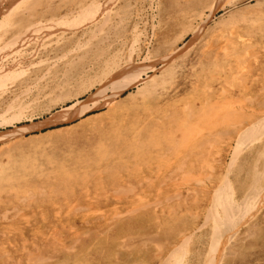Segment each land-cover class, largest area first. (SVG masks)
Here are the masks:
<instances>
[{
	"label": "rangeland",
	"instance_id": "obj_1",
	"mask_svg": "<svg viewBox=\"0 0 264 264\" xmlns=\"http://www.w3.org/2000/svg\"><path fill=\"white\" fill-rule=\"evenodd\" d=\"M136 1L137 2H135V0H127V2H129V7H131V8H129L131 13L129 12L128 8L127 9L125 8V10H124L126 12L125 13L124 11H121V9H120L121 7H119V5H121L123 7V4L125 5L126 1L125 0H123V1L122 0H116V3L113 5V9L116 10L118 8V11L120 10L119 13H122V16H123V14H125L123 17H126L127 19H126V21H124V23L122 25L116 26V24H115L113 27H110L109 29L111 30L110 31L111 33L110 32L108 33L109 36L107 34H106L107 36H105L104 32H102L101 30L99 31L98 28L97 29L95 27L93 28L92 25L91 26L89 25L90 27L84 25L86 28L83 27L80 29H76V28L71 29L68 27L67 28L65 27V29H63V28L57 29L55 31V34H53V36H50L47 40V41H51L50 47H52V49L55 51L56 54L58 53L57 50L60 51V53H61V52H63L64 49H69V48H70L69 50L71 52L69 54H67L63 59V57H61L60 55L56 56L55 53H54L55 54V56H54L53 52L51 53L49 51V48L46 47L45 49H43V53L39 54V56L41 55V57H40L41 60L38 61L37 59H33L31 61H24L25 63H27V66L29 63H31V66H29V73L27 74L26 78H24V75L22 77L16 76V81L14 80L11 83L9 81H7V83L4 86L5 90H3V89H2L3 91L0 90V113L2 111L4 113V112H6L7 109L12 107L13 109L11 110L12 113L10 112L11 114H14V113L17 114V112H18L19 115H22L20 118L21 120H19V121H14L12 123L10 122V123L0 124V180H1L0 181L1 182L0 183L1 184L0 185V189H1L0 190V201H1V203H0V231H1L0 232V244L2 243L1 247H0V260H1L0 264H11V263L12 264H83V263L86 264V261H88L87 264H172V263H169L167 261L168 260L167 258L169 257V255L171 253L173 256H175L177 258L183 259L180 261L181 263L194 264L197 260L200 261V259L205 255L204 254L206 252L205 247L208 248L207 242L209 240V238H208V232H209L208 228L209 227L205 226L202 228L199 226H201L202 223L204 222L203 221L205 218L204 215H207L206 209H204V207H206V205L208 204L206 202L207 196L204 193L202 194L199 190H197V191L193 190V188L195 187L194 181H192L193 183H191V182L187 183L186 184L187 186L180 184L181 173H180V175L175 176L176 179H179V184H180L179 189L177 190L173 183L168 184V182L166 183L165 181L161 180V177L163 175L161 174L160 171L162 170L164 172V176H165V174H166L165 171L168 168H171L172 166H174V164L175 165L176 164L181 165L184 161L185 162L183 163V165L187 169H189V166H191L192 164L194 165V163L196 164L195 166L200 167L203 163H205V161H204L205 159L207 162L209 161L213 166H216V165H218V163H220L225 167V165L229 163L230 158L233 154V148L236 145L233 142V139H231L230 140L231 146H230L229 150L226 151V148L228 146L226 144V142H227L229 137L226 138L224 136H221L218 138L220 140L215 139L217 142L216 143L217 147L215 146L216 148L212 151L211 156L208 155V151L210 150V144H211V142L208 139L211 135H206L204 132L201 131V129L210 125L211 123L215 124V122H216L215 119L211 118L210 114L205 109L203 110V106L205 105V103L208 100H209L208 101L209 104H211L212 102H215V103L218 102L219 103V101H221L226 95V97H229V98L231 97L233 99V101H236V100L237 101L240 100V102L242 101L243 102L242 105H244V106L240 105L242 108L240 106H238L237 110H236L237 111L236 113L238 114L240 120H242L241 116L246 115V114L248 115L249 113L252 114V112H250L251 110L253 112L254 111L257 112L258 110L259 111L262 110V108H261L262 104L264 105V99H263L264 98V81L262 80V79H264V42H263L264 41V0H230L231 2H233V4L227 6L226 9L220 10L218 12V14H216L214 16V18L206 20L205 24H203V30L202 29H201L202 31L198 30L197 34H194L192 32L194 28H197L196 23L193 24V26H191V28L190 27L184 28L182 26V24L180 22V19H181L180 17L182 14L181 8L178 6L177 7H175V6L171 7V5L168 6L170 4L169 3L170 0H152V1L151 0H136ZM154 4H155V6H154ZM205 10H206L205 16H207L208 8H206ZM135 11H137V12H135ZM156 11H157V13H156ZM138 12H140V13H138ZM149 12H150V14H149ZM146 13H147V15H146ZM110 16H113L114 19L117 18L113 14H111ZM109 19H110V17H109ZM112 19L113 18L111 17V21L116 22L115 20H112ZM111 21H108L107 23L110 24ZM144 21H145V24H143ZM135 22H138V23H135ZM150 22L153 24V26L150 25L151 24ZM256 22H258V23H256ZM136 24H139V25H136ZM134 25H136L137 28ZM142 27H143V29H141ZM87 28L92 30V31H89ZM257 28L259 29L260 32L258 31ZM119 29H120V31H119ZM70 31H71V33H70ZM73 31H75V33ZM85 31H86V33H85ZM95 31H99L100 33L99 32L97 33ZM59 32H61V33H59ZM63 33H65V34H63ZM73 33L75 35L74 37H73ZM90 33H94V35L90 36ZM101 33H103V34H101ZM121 33L123 34V37L121 36ZM222 33H223V36H222ZM69 34L71 37V41L74 42L75 44L72 43L71 41H69L70 40L69 36H67ZM87 34L89 35V37ZM100 34L103 35V36H101L102 39L104 37L108 38V39H105L106 41L103 39V42H101L100 41L101 40ZM57 35L59 36L60 40H61L60 37L63 38L61 40V42L57 40L58 39ZM76 36H77V39H75ZM78 36H79V38H78ZM66 37H68L67 42H66ZM87 37H88V39H90L89 41H91L94 38H96V40H97V37H98V39H99L98 42H100V43H98L99 45L98 46L96 45L97 41L94 39L91 41L92 44L95 42V44H93V46H92L91 42L87 41V39H86ZM191 37H194L193 40H190ZM50 38L52 40L54 38L55 39L52 42V40ZM137 38L139 41H137ZM78 39H79V41H78ZM140 39H141V41H140ZM76 40H77V42H76ZM68 41H69V45H68ZM167 41H170L172 43L171 46H173L172 48H173V51L176 52L175 53L176 55L174 54V57L172 56L171 60L169 61V62H171L172 67L174 68V72L170 75H167L165 73L164 74L165 76H164L162 74V71H160V68H162V62H161L160 57H159L160 55H158V54H162V55L167 54L168 51L166 48L168 47V45H170L169 42L166 43ZM249 41H251L252 44ZM55 42H59L57 44V46H56ZM80 42H82V43H80ZM130 43L133 45H131ZM186 43L189 44L188 47H187V45L184 46V44H186ZM31 44L32 43H30V41H28L27 45H25L23 48H27L28 45H30L32 47L33 44L32 45ZM88 44H89V46H88ZM107 44H109V45L111 44L110 45L111 47H109ZM77 45H78V47L76 48ZM94 45H95V48H94ZM101 45H105V48H107L106 46H108L107 53L109 51L111 56L114 53H117L121 50L119 53H117V55H118L116 58L117 61L121 59L122 64L132 63L133 67H136L137 70H142L143 68H145V72L144 73L141 72V74L138 77L134 78V82H135L134 84L135 85L129 86L128 89H126L122 93V95H117L116 100L114 101V103H117V105L114 106V109L111 106L105 105L103 102L104 100H102L103 99L102 97L101 98L95 97L86 103L85 106L87 108H86L85 112H87V113H85L84 115L80 114L81 116L78 117V119L76 118V119L71 120V121H59V123H54L55 125L54 124H51V125L50 124H44V119L46 120V118L48 116H50L53 111L55 112L57 110H61L62 107L66 108V107L72 106L68 109L70 111V113H74L76 110H77L76 112L79 113L82 105L78 104L77 103L78 101L86 100V98L88 97L89 94L96 93L95 90L101 89V88L104 89V93H105L104 95L109 96L112 94V89H111L112 86H111V84H106V83H102V82L100 84L98 82H96V83H98V85H97L93 81V83H92L93 85H90L92 87H90V86L85 87L86 90H88V91H86L84 89L80 93H74L73 94V92L76 90L75 86H77L76 85L77 82L75 80H72L71 82L69 81L67 84H64L63 86H57L58 88L57 87L53 88L54 84L56 85V81H57V83H61L60 79L63 81L64 72L62 73V77L60 74L61 72L58 73V74H60L59 75L60 77H57L56 79L52 78L53 73H51V71L49 73L45 74V77H43L41 72H38L39 74H37V73L35 74V72H34L35 66L37 68V69L36 68L35 69L38 70L39 67L41 69V65L44 66L43 63H45V64L47 63V65H48V63L50 62L49 65L52 67L58 65L59 67H56V69H59V70H62L65 68L67 69L68 67H70V68H68L71 70L70 75H75L76 77L78 75V79L79 78L80 79L87 78V77H89V74L91 75L92 73L93 74L95 73L94 71H95L97 65L100 64L99 60L96 61L97 64L94 63L96 58H97V55H95L94 53H95V49L97 52V48L100 47ZM129 45H131V46L129 47ZM180 45H182V46H180ZM30 46H28V47L30 48ZM73 46H75V47H73ZM138 46H139V48H138ZM249 46H255L256 50L252 53H246L245 49ZM79 48H83V49H79ZM85 48H86V50L84 51ZM88 48H90L91 50H89ZM117 48H118V50H117ZM180 48H182V49L178 51V49H180ZM72 49H74L75 52ZM92 49H93L94 53H93ZM130 49H131V52H129ZM175 49H177V50H175ZM78 50H80V52L82 50V54L84 52H88V54L85 57H83L84 55L82 56L81 53L79 54ZM127 50H129V51H127ZM148 50L154 56V59L153 58H152V60L149 59V61L144 60V57H145ZM77 51H78V54H76ZM180 51H181V53H179ZM48 52H50V53H48ZM73 53H75V54H73ZM107 53H105V55ZM52 54L56 58H54L53 56L51 58ZM72 54H73V56H72ZM119 54H120V56H119ZM127 54L129 55V57L128 56L126 57ZM69 55L71 56V58L69 57ZM77 55L78 56L81 55V57H77ZM105 55H103V56L101 55V57L103 58V57H105ZM89 56H93V57H89ZM95 56H96V58H95ZM43 57H45V58H43ZM98 57H100V56H98ZM49 58H51V59H49ZM72 58L75 60L76 65L74 63V60H72ZM80 58H82V59H80ZM90 58H92V59H90ZM102 58H99V59H102ZM53 59H55V60H53ZM76 59H78V61H76ZM93 59H95V60L92 61ZM104 59L106 60V57ZM42 60H44V61H42ZM88 60H89V63H88ZM116 60L113 62L114 64H112V65L116 66L115 65V63L117 64ZM58 61L60 63H58ZM62 61H63V63H62ZM32 62L34 64H32ZM53 62H55V63H53ZM141 62H142V64L140 65ZM146 62H148V63H146ZM51 63H53V64L51 65ZM150 63H152V64H150ZM61 64H63V65H61ZM70 64H71V66H70ZM134 64H135V66H134ZM80 65H82L83 67L82 66L80 67ZM77 66H78V68H77ZM148 66L156 67V73L154 74V72H152V70L149 69ZM242 67L244 68L245 72H244ZM247 67H248V71H247ZM31 68L33 69V71L31 70ZM90 68L92 71L91 70L87 71ZM221 69H223L225 71H222ZM255 70L257 71L256 74L259 73L258 77L257 78L255 76H253L252 78L249 77L251 74L250 71L254 72ZM33 72H34L35 76H34V74H32ZM81 72H82V74H81ZM240 73H242V74L244 73V74L242 75ZM50 74H51V77L49 76ZM225 74H226V76H225ZM149 76L153 77L154 80L157 81L153 85L155 87L153 88V86L150 84L149 86L146 87V91L140 90L138 92V89H140V87H142V85H141L142 82L144 80H146V78H148ZM37 77L38 78L41 77L42 79L41 78L38 79ZM43 78H45V79H43ZM48 78H50V79H48ZM223 79H225V80H223ZM251 79L253 80V82H252L253 84H251ZM23 80H24V82H23ZM238 80H240V82ZM51 81H53V82H51ZM25 82H26V85L28 83L32 84V85L27 86V87H30V89L28 91H26L27 93H25V89H24ZM36 82H37V85L39 84L38 86H39L40 90L38 92L36 91V89L34 87L35 86L34 84ZM231 83L234 85H232ZM239 83L242 87L239 85ZM250 84L252 85V88H251ZM199 85H201L202 87L201 86L199 87ZM70 86H72L73 91L71 90ZM150 86H152L151 88H153V89L149 88ZM228 86H229V88H228ZM211 87H213V88H211ZM224 87L227 89H225ZM12 88L16 89L15 93L10 91V89H12ZM22 88L24 89L23 93H22ZM67 88H68V90H67ZM94 88H97V89H94ZM210 88L212 89V91ZM190 89H193L195 92L193 90H190ZM250 89H252V90L250 91ZM18 90H20L21 92ZM109 90L111 92H109ZM147 90L150 94L147 92ZM248 90L250 91V93L248 92ZM29 91H30V93H29ZM202 91H203V93H202ZM237 91H238V93H237ZM239 91H241V92H239ZM244 91H245V94L242 93ZM65 92H68V93H65ZM83 92H85V93H83ZM253 92H254V94H253ZM153 93H155V94H153ZM16 94H19V96H20L19 99L21 101L20 102L21 104H18V105L19 106L22 105V107H18L17 104L14 102L13 96H15ZM54 94H55V96H54ZM67 94H69V96ZM147 94H149V95H147ZM158 94H159V96H158ZM201 94L205 95L204 101L203 100L199 101L197 99V95L199 96ZM257 94H259V96L260 95L261 96L259 97V96H257ZM75 95H77V96L74 97ZM180 95H182V96H180ZM243 96H246L247 99L242 98ZM56 97H57V99H56ZM133 97H135V99ZM158 97H159V99H158ZM236 97H238V98L234 99ZM58 98H60L59 101H58ZM11 99H13V101ZM50 99L51 100L54 99V101H51ZM140 99H141V101H140ZM171 100H172V103H171ZM244 100H246V101H244ZM29 101H34V104L32 103V104L28 105ZM75 101H77V102H75ZM9 102L11 105L10 107L7 104ZM201 102L204 104H202ZM149 103H150V105H149ZM81 104H83V103H81ZM84 104H85V102H84ZM139 104H142L141 105L142 109H141V106ZM258 104H259V107H258ZM182 105H183V107H181ZM127 106H128V108H127ZM164 106H165V108H167V107L168 108L165 109ZM39 107H40V109H39ZM110 107H111V109H110ZM116 107H118V109H116ZM125 107L127 108L126 110H125ZM174 107L176 110L174 109ZM256 107H258V108H256ZM22 108H24L25 110H23ZM160 108H161V110H159ZM254 108L257 109V111ZM42 109H43V111H42ZM112 109L114 111H112ZM156 109L159 110V113H161V112L162 113H161V115L159 113H157L154 116L155 118L153 117L155 122L151 123L150 118H148L149 113L153 112V110H156ZM162 109H164L165 113L162 111ZM172 109H174V110H172ZM198 109H201L202 110L201 112L203 114L207 112L206 115L204 114L207 117V120L205 123H201L200 120L195 118ZM20 110H21V112H20ZM175 111H176V113H175ZM223 111H225V109H223ZM242 111L244 114L242 113ZM108 112H109V114H108ZM143 112H145V114ZM245 112H246V114H245ZM21 113H23V114H21ZM170 113H172V114H170ZM114 114H116L117 116ZM176 114H177V117H176ZM189 114H192L194 118H191V119L188 118L187 116ZM123 115H124V117H123ZM130 116H132V117H130ZM178 116H179V118H178ZM90 117H92L93 119ZM113 117H114V119H112ZM172 117L174 120L172 119ZM110 118H111V120H110ZM137 118L139 119V122L135 121V120H138ZM166 118L168 120H166ZM90 119H92V121ZM0 120H2V119H0ZM179 120L182 123L178 122ZM243 120H245V119L243 118ZM84 121L85 122L87 121V122L84 124ZM88 121H89V123H88ZM90 121H91V123H90ZM186 121H187V124H186ZM134 122L136 124L133 125ZM161 122H163V123H161ZM195 122H197V123L199 122V126L194 127ZM142 124H145V126L147 124V126H146L147 129ZM152 124H154V125L150 126ZM227 124H228V126H227ZM227 124L220 126L221 127L220 130L225 131L229 127L231 128V126H232L231 124H233V123L231 121H229ZM135 125H137V126L135 127ZM77 126H79V127H77ZM123 126H125V127H123ZM176 126L180 127L178 129L179 132L177 131ZM133 127H135V128H133ZM161 127H164V128H162V130L160 129L162 131L160 133V138L162 137V135L165 137V140H168V138H169V141H168L169 143H166V144H168V145L173 144V146H177L176 141L178 142V140H179V142H181L180 145L185 146L186 145L185 143H189V142H192V140H196L199 144V147H201L198 150L199 151L202 150L203 152H200L199 153L200 156L197 157V155H192V152L190 154V152L187 150V153L185 155V160L181 159L182 157H179L178 160H180V159L181 160L178 163L177 160L175 161V159L172 158V156L177 155L176 154V152H177L176 147H174V148H173V146L172 147H169V146L163 147V149H165V152L162 153L160 150L159 151L160 155L156 154V156L152 152V149H153L152 145H146L144 147H139L138 143H136V139L138 140V138H140L142 136V133L144 136V133L153 132L155 128H161ZM223 127H226V128H223ZM142 128H143V130H142ZM259 128L261 130L264 128V122H263V125H261ZM117 129H118V131H117ZM89 130L91 131V134H90ZM129 130H131V131H129ZM171 130H172V132H171ZM181 130L184 131L183 135L185 137H186L187 132H189L191 134V137L189 138V140L186 141L185 138L184 139H183V137L181 138V136H183L182 134H180ZM217 130H219V129H217ZM128 131H129V133H128ZM87 132H88V134H87ZM117 132H119L120 134ZM200 132H201V134H199ZM112 134H113V136H112ZM121 134H123V135H121ZM195 134L199 135V137H196ZM139 135H141V136H139ZM174 135H175L176 139H175ZM200 136L203 139H201ZM144 137H145L144 138L145 140L149 139V138H147V136H144ZM142 138L143 137H141V140H144ZM17 140L21 141V143ZM215 140H213V142H215ZM1 141H3V143ZM24 142L26 144H22ZM111 142L113 143L112 145L110 144ZM127 142H128V144H127ZM132 142H134V145ZM174 142H175V145H174ZM203 142H204V144H203ZM124 144H126L125 147L123 146ZM131 144L136 147L137 151L135 150V148ZM136 144L138 145V149H137ZM12 145L15 147H13ZM202 145L205 148H203ZM165 146H167V145H165ZM111 147H112V149H111ZM206 147H208V148H206ZM125 148H127V149H125ZM132 148H134L133 149L134 152L136 151L135 153H137V152L138 153L134 154V152H132ZM148 148H150V151L152 153H150ZM170 148H171V151H170ZM217 149L220 150L219 153H217ZM110 150H112L111 153H110ZM205 150L207 152H205ZM168 151H170L169 154H168ZM193 151H194V149H193ZM59 152H60V154H59ZM105 152H106V154H105ZM121 152H123L124 154ZM129 152H130V154H129ZM204 152L207 154H205ZM114 153L116 155L118 154L119 158L116 157ZM120 153L123 156L119 155ZM144 153H145V155H144ZM194 153H196V152H194ZM52 154H54V155H52ZM112 154L114 157L112 156ZM133 154H134V156H133ZM148 154H150V155H148ZM104 155H107V156L105 157ZM189 156H191L192 158ZM80 157H82V158H80ZM123 157H124V159H123ZM146 157L147 158L149 157V158L146 159ZM241 157L243 160L242 161L243 165L244 164L247 165L248 163H250V161H251L250 159H252L251 155H244ZM112 158H113V161H112L113 166H112V164H110ZM120 158H122L123 162H120ZM198 158H200V159L198 160ZM23 159H25L27 167L25 165H23L22 167L19 166V163H22V164L24 163ZM41 159H42V161H41ZM74 159H75V161H74ZM161 159H163V160H161ZM166 159H167V161H166ZM90 160L93 161V162H91V166H90V163H87V161L89 162ZM97 160L99 162L101 161V163H99ZM68 161H72V162H68ZM96 161H97V163H96ZM129 161H131V162H129ZM224 161H225V163H224ZM108 162H109V164H107ZM173 162H175V163H173ZM81 164H83V165H81ZM94 164H95V166H94ZM115 164L117 165V168H116ZM159 164H162V165H159ZM107 165H108V167H107ZM90 167H92V168H90ZM101 167H103V168H101ZM109 167H111V168H109ZM99 168H101V169H99ZM113 168L114 169L116 168L115 169L116 172ZM131 168H132V170H131ZM232 168H233V170H232L233 173L238 174L236 176V178L239 176V178L242 179V176H246L245 173L247 171H249V173H250V170L246 169L247 167H244L243 169L238 170V168L235 165ZM158 169H161V170H158ZM256 169L258 171L260 170V173H262V175L264 176V172H262L264 170V167H262V169H261V166H257ZM69 170H71L72 172ZM111 170H112V172H111ZM134 170H136V171H134ZM74 171H76V173H74ZM89 171H91L92 173H90ZM96 171L98 172L99 176H96L97 175ZM54 173H57V174L54 175ZM70 173H72V174H70ZM85 173L87 176H85ZM93 173H95V174H93ZM134 173H135V175L137 174V176L133 175ZM43 174L45 177L43 176ZM52 174L55 177H53ZM73 174H74V178H73ZM235 174L234 175L230 174L229 175L230 179H232V178L236 179ZM30 175H32V176L35 175V176H33L34 177L33 178ZM77 175H79V178H77L78 177ZM46 176H48V177H46ZM115 176H118V178H115ZM191 176L193 177V175H191ZM30 177H32V178H30ZM37 177H38V179L36 181ZM97 177H99V179ZM9 178H11L13 180L10 181L11 179H9ZM55 178H57V179H55ZM58 178H59V180H58ZM62 178L65 181H63ZM95 178H97V179H95ZM138 178H140V179H138ZM94 179H95V181H94ZM2 180L4 181V183L2 182ZM45 180H46V182H45ZM67 180H69V181H67ZM108 180H109V182H108ZM117 180H119V181L121 180L120 181L121 183ZM149 180H150V182H149ZM7 181H10L11 184L8 183ZM40 181L41 182L43 181V185ZM60 181H61V184L59 183ZM73 181H74V183H73ZM31 182L35 183V186H33L34 184H32ZM176 182L178 183V180ZM241 182H243V181H241ZM5 183L7 185H9V187ZM94 183H96V184H94ZM72 184H73V186H72ZM128 184H130V185H128ZM141 184H142V186H141ZM38 185H40V186H38ZM235 185L237 186L238 183L235 182ZM1 186H3V187H1ZM6 186H7V188H6ZM10 186H11V188H10ZM236 186H235V188H236ZM144 187H145V189H144ZM15 188H17V189L15 190ZM141 188H143V189L141 190ZM34 190H35V192H34ZM168 190H169V192H168ZM240 190H239V192H240ZM134 191H135V193H134ZM156 191H157V193H156ZM191 191H193V192L191 193ZM18 192H20V194H19L20 196L17 194ZM25 193H27V194H25ZM160 193H161V195H160ZM178 193H180L179 197H177ZM13 194L15 196H13ZM123 197H124V199H123ZM152 198H154L155 200ZM27 199L29 201H26ZM176 199H177V203L175 202L176 204H174V202H172V201H176ZM18 200H20L21 203ZM88 200H90V201H88ZM148 200H150V201H148ZM84 201H88V202L85 203ZM26 202H28V203L26 204ZM82 202H84V204ZM183 202L185 205L183 204ZM142 203H144V204H142ZM162 203L169 206V207L162 205ZM80 204H82V205H80ZM139 204H140V206H139ZM146 204L148 205V208H147ZM29 206H30V209H29ZM160 207H161L162 211H161ZM164 208L165 209L167 208V209L165 210ZM25 209H27V210H25ZM132 209H133V212L130 211ZM180 209H181L180 213L186 214V215L179 214ZM138 211H141V212H138ZM165 211H166V213H165ZM182 211L183 212L186 211V213H183ZM200 211H201V213H200ZM28 212H30V213H28ZM143 212H144V214H143ZM174 212H176V213H174ZM167 214L171 215L172 218L168 217ZM178 214L181 216H179ZM36 215H37V217H36ZM115 215H116V217H114ZM138 215H141V217ZM99 216H101V217H99ZM155 216L158 218H156ZM14 217H15V219H14ZM161 217H162V219H160ZM164 218H165V220H164ZM31 219H32V221H31ZM91 219H92V221H91ZM182 219H184V221ZM162 220H164V221H162ZM37 221H39V222H37ZM167 221H169V222H167ZM176 221H178V222H176ZM129 222L132 223V225H133L132 231L130 233H127L126 235H120L118 233L119 229L121 227H123V224L129 223ZM187 222H188V224L193 223V222L197 223L198 227H196L197 229L195 231H193V233H191L192 231L189 232L190 229L184 230L185 224ZM22 223H25V224L22 225ZM258 223H260V224H258ZM2 225H4V226H2ZM176 225L181 226V227L177 228ZM21 226L23 227V230H22ZM247 226H248V228H246ZM32 227H35V228L33 229ZM166 227H169V228H166ZM29 228H31V229H29ZM37 229H38V231H37ZM249 229L252 231H250ZM33 230H35V231H33ZM60 230H61V232H60ZM47 231L48 232L50 231V232L48 233ZM52 231H53V233H52ZM55 231H57V234ZM182 231H185L188 235H189V233H191L189 236L190 238L189 237L185 238L188 240V245H187L188 253L181 254V256H178L175 249H176V247L181 246V243H183L181 238H183L184 236L186 237V235H187V234L185 235V232H182ZM27 233L30 234V236ZM54 233H55V235H54ZM7 234H9V235H7ZM26 234H27V236H26ZM155 234H157V235L155 236ZM32 235H35V236L33 237ZM39 235H42V236H39ZM260 235H261V238H260ZM173 236H174V238H173ZM28 237L29 238L31 237V238L29 239ZM56 238H57V240H56ZM254 238L255 239L259 238V239L255 240ZM36 239H39L37 242L40 241L38 244L36 242ZM123 240L124 241L126 240L127 243H124ZM7 241H8V243H6ZM99 241H100V243H99ZM129 241H132V242H129ZM180 241H181V243H180ZM26 242H28L29 244L31 242L32 245H28ZM110 242H112V243H110ZM190 242L192 245L190 244ZM115 243H117V244H115ZM9 244H10V246H9ZM47 244H48V246H47ZM59 244H61V245H59ZM109 244H111V245H109ZM232 244L228 243L226 245V247H227L226 250L229 253L230 252L231 253L228 254L226 251L225 253H222V255L219 254L218 256H216L217 258L215 257V259H214L215 264H217V263L218 264H264V205L256 213L254 218L249 220L247 225L238 228V230L236 231V233L232 239ZM45 245H46V247H45ZM29 246H30V248H29ZM31 246L33 248H31ZM35 246H36V249H35ZM247 246L248 247L250 246L249 248L251 250H249V248H247ZM9 247L11 249H9ZM85 247H87V248L84 249ZM123 247L124 248L127 247V248L124 249ZM1 248H3V249H1ZM232 248H234V249H232ZM31 249H33V250H31ZM171 249H173V250H171ZM10 250H12V251H10ZM67 250H68V252H67ZM243 250H244V252H243ZM53 252L55 253L54 257L52 256L54 254ZM20 253L22 255H20ZM80 255H83V256L80 257ZM75 257L78 260H75ZM102 258H104V259L106 258V259L103 260ZM218 258L220 260H218Z\"/></svg>",
	"mask_w": 264,
	"mask_h": 264
},
{
	"label": "bare ground",
	"instance_id": "obj_2",
	"mask_svg": "<svg viewBox=\"0 0 264 264\" xmlns=\"http://www.w3.org/2000/svg\"><path fill=\"white\" fill-rule=\"evenodd\" d=\"M123 1V0H122ZM126 1V3H125V5L123 4V7L121 6V5H119V7H121L120 9H121V11H124L125 10V8L127 9L128 8V10H129V8H131V7H129V2H127V0H125ZM152 1V0H151ZM135 2H137L136 0H135ZM116 3V0H0V90L1 91H3V90H5L4 89V86H5V84L7 83V81H9L10 83L11 82H13L14 80L16 81V76L17 77H22L23 75H24V78H26L27 77V74L29 73V66H31V63H29L28 64V66H27V63H25L24 61H31V60H33V59H37L38 61L39 60H41L40 59V57H41V55L39 56V54H42L43 53V49H45L46 47L47 48H49V51L52 53L53 52V54L55 53V51L52 49V47H50L51 46V41H47L48 40V38L50 37V36H53V34H55V31L57 30V29H61V28H63V29H65V27L67 28H71V29H80V28H83V27H85V26H93V28L95 27L96 29L98 28L99 29V31L101 30L102 32H104L105 33V36H109V32L111 31L109 28L110 27H113L115 24H116V26L117 25H122L123 23H124V21H126V17H123L125 14H123V16H122V13H119V11H118V8L115 10V9H113V5ZM146 3V2H145ZM151 3V2H150ZM169 5L168 6H170L171 5V7H180L181 8V19H180V22H181V24H182V26L184 27V28H188V27H190L191 28V26H193V24H197V28H194L193 29V33L194 34H197L198 33V30L200 31L201 29L203 30V24H205V21L206 20H209V19H211V18H214V16L216 15V14H218V12L220 11V10H222V9H226V7L227 6H229V5H232L233 4V2H231L230 0H170L169 1ZM149 4V3H148ZM154 6H155V4H154ZM235 6V5H234ZM140 8V7H139ZM149 8V7H148ZM206 8H208V14H207V16H205V14H206ZM146 9V8H145ZM154 9V8H153ZM230 9V8H229ZM115 10V11H114ZM140 11V10H139ZM125 12V11H124ZM129 12H130V10H129ZM135 12H137V11H135ZM225 12V11H224ZM126 13V12H125ZM131 13V12H130ZM138 13H140V12H138ZM154 13V12H153ZM156 13H157V11H156ZM111 14H113V15H115L117 18L116 19H114V17L113 16H110ZM149 14H150V12H149ZM225 14V13H224ZM144 15V14H143ZM146 15H147V13H146ZM109 17H110V19H109ZM111 17L113 18L112 20H115L116 22H113V21H111ZM135 17V16H134ZM147 18V17H146ZM216 18V17H215ZM218 18V17H217ZM108 21H111L110 22V24H108L107 22ZM129 21V20H128ZM139 21V20H138ZM213 21V20H212ZM141 22V21H140ZM209 22V21H208ZM135 23H138V22H135ZM151 23V22H150ZM256 23H258V22H256ZM142 24V23H141ZM143 24H145V21H144V23ZM85 25V26H84ZM136 25H139V24H136ZM136 25H134V26H136ZM151 26H153V24L151 23L150 24ZM207 25V24H206ZM243 25V24H242ZM89 26V27H90ZM144 27V26H143ZM143 27L141 28V29H143ZM86 28V27H85ZM116 28V27H115ZM121 28V27H120ZM136 28H137V26H136ZM151 28V27H150ZM232 28V27H231ZM252 28V27H251ZM88 29V28H87ZM258 29V28H257ZM256 29V30H257ZM89 31H92V30H90V29H88ZM132 30V29H131ZM134 30V29H133ZM151 30V29H150ZM201 30V31H202ZM77 31V30H76ZM84 31V30H83ZM88 31V32H89ZM99 31H95V32H99ZM119 31H120V29H119ZM189 31V30H188ZM232 31V30H231ZM258 31H259V29H258ZM74 33H75V31H73ZM191 32V31H190ZM260 32V31H259ZM59 33H61V32H59ZM70 33H71V31H70ZM74 33H73V37L75 36L74 35ZM85 33H86V31H85ZM100 33V32H99ZM111 33V32H110ZM192 33V34H193ZM63 34H65V33H63ZM62 34V35H63ZM84 34V33H83ZM101 34H103V33H101ZM100 34V37L101 36H103V35H101ZM107 34V35H106ZM137 34V33H136ZM6 35V36H5ZM88 35V34H87ZM91 35H94V33H90V36ZM115 35V34H114ZM120 35V34H119ZM118 35V36H119ZM135 35V34H134ZM67 36H69V41H71V37H70V34L69 35H67ZM72 36V35H71ZM85 36V35H84ZM121 36L123 37V34L121 33ZM133 36V35H132ZM192 36V35H191ZM197 36V35H196ZM222 36H223V33H222ZM57 37H58V41H60L61 42V40L63 39L62 37H60L61 38V40L59 39V36L57 35ZM88 37H89V35H88ZM88 37L86 38L87 39V41H89L90 39H88ZM96 37V36H95ZM99 37V36H98ZM98 37H97V40H96V38H94L96 41H97V46L99 45L98 43H100V42H98ZM120 37V36H119ZM118 37V38H119ZM137 37V36H136ZM143 37V36H142ZM195 37V36H194ZM194 37H191V39L190 40H193V38ZM78 38H79V36H78ZM117 38V39H118ZM125 38V37H124ZM51 39V38H50ZM55 39V38H54ZM54 39L52 40V42L54 41ZM67 39H68V37H66V42H67ZM75 39H77V36H76V38ZM92 39V38H91ZM94 39H92V40H94ZM101 40V42H103V39L105 40V39H108V38H103L102 39V37L100 38ZM133 39V38H132ZM135 39V38H134ZM196 39V38H195ZM91 40V41H92ZM115 40V39H114ZM28 41H30V43H32L33 44V46L31 47L30 45H28V46H30V48L27 46V48H23L25 45H27V42ZM32 41V42H31ZM69 41H68V45H69ZM78 41H79V39H78ZM91 41H89V42H91ZM106 41V40H105ZM124 41V40H123ZM132 41V40H131ZM130 41V42H131ZM137 41H139L138 40V38H137ZM140 41H141V39H140ZM247 41V40H246ZM50 42V43H49ZM72 42V41H71ZM76 42H77V40H76ZM112 42V41H111ZM110 42V43H111ZM136 42V41H135ZM170 43V45H168V47L166 48L167 49V54L166 55H162V54H158V55H160L159 57H160V60H161V62H162V68H160V71H162V74L164 75L165 73L167 74V75H170V74H172L173 72H174V68L172 67V64H171V62H169L170 60H171V58H172V56L174 57V54L176 53V52H174L173 51V46H171L172 45V43L170 42V41H167L166 43ZM241 42V41H240ZM250 43H251V41H249ZM256 42V41H255ZM264 42V41H263ZM56 43V46H57V44L59 43V42H55ZM72 43H74V42H72ZM80 43H82V42H80ZM87 43V42H86ZM116 43V42H115ZM118 43V42H117ZM122 43V42H121ZM132 43V42H131ZM130 43V44H131ZM137 43V42H136ZM189 43V42H188ZM188 43H186V44H184V46H186L187 45V47H188V45L190 44H188ZM31 44V45H32ZM75 44V43H74ZM79 44V43H78ZM93 44H95V42L93 43ZM93 44H92V42H91V45L93 46ZM103 44V43H102ZM252 44V43H251ZM87 45V44H86ZM109 47H111L109 44H107ZM113 45V44H112ZM131 45H133V44H131ZM131 45H129V47L131 46ZM138 45V44H137ZM54 46V45H53ZM71 46V45H70ZM88 46H89V44H88ZM87 46V47H88ZM96 46V47H97ZM108 46H106L107 48H108ZM114 46V45H113ZM112 46V47H113ZM180 46H182V45H180ZM179 46V47H180ZM60 47V46H59ZM58 47V48H59ZM73 47H75V46H73ZM78 47V45L76 46V48ZM94 48H95V45H94ZM107 48H105V45H101L100 47H98L97 48V52H96V49H95V53H94V51H93V49H92V51H93V53L95 54V55H97V58H96V56H95V58H96V60L95 59H93L92 61H94L95 60V64H97V60H99V63L100 64H98L97 65V67H96V69H95V73L93 74H89V77H87V78H83V79H78V75H77V77L75 76V75H70V72H71V70L70 69H68V68H70V67H68L67 69L65 68V69H62V70H59V69H56V67H59L58 65L57 66H54V67H52V66H50L49 65V63H48V65H47V63L45 64V63H43V65L44 66H42L41 64V69H40V67H39V69L38 70H36L37 68H36V66H35V68H34V72H35V74L37 73V74H39L38 72H41V74L43 75V77H45V74H47V73H49L50 71H51V73H53L52 75H53V77L52 78H57V77H60L59 75L61 74V77H62V73L64 72V74H63V81L60 79V81H61V83H57V81H56V85L54 84V86H53V88L54 87H57V86H63L64 84H67L69 81L71 82L72 80H75L76 82H77V86H75L74 88L76 89L74 92H73V94L74 93H80V92H82L84 89L86 90V88L85 87H89L90 85H93L92 83H93V81L96 83V82H98L99 84L102 82V83H106V84H111V89H112V94L111 95H109V96H105L104 94V89L103 88H101V89H97V88H94V89H97V90H95L96 91V93H91V94H89L88 95V97L86 98V100H84V101H75V102H77L78 104H80V105H82L81 106V109H80V112L79 113H77L76 111L74 112V113H70V111L68 110L70 107H72V106H70V107H66V108H64V107H62L61 108V110H57V111H53L52 113H51V115L50 116H48L47 118H46V120L44 119V124H54V123H59V121H71V120H74V119H78V117H80L81 115L80 114H82V115H84L85 113H87V112H85L86 111V103L88 102V101H90V100H92L93 98H95V97H102L103 99L102 100H104L103 102H104V104L105 105H108V106H111V107H113V109H114V106H116L117 105V103H114V101L116 100V97H117V95H122V93L126 90V89H128V87L129 86H131V85H135L134 83V78H136V77H138L140 74H141V72H145V68H143L142 70H137V68L136 67H133V65H132V63H125V64H122L121 63V59L120 60H116V58H117V53H119V52H117V53H114L112 56L110 55V52L108 51V53H107ZM123 48V47H122ZM138 48H139V46H138ZM137 48V49H138ZM147 48V47H146ZM186 48V47H185ZM184 48V49H185ZM207 48V47H206ZM70 49V48H69ZM69 49H64L63 50V52H61L60 53V51H58L57 50V54H56V56H61V57H63V59H64V57L67 55V54H69L71 51L69 50ZM79 49H83V48H79ZM89 50H91L90 48H88ZM87 49V50H88ZM128 49V48H127ZM135 49V48H134ZM182 48H180V49H178V51L179 50H181ZM183 49V50H184ZM48 50V49H47ZM73 51H74V49H72ZM86 50V48L84 49V51ZM116 50V49H115ZM117 50H118V48H117ZM175 50H177V49H175ZM186 50V49H185ZM224 50V49H223ZM241 50V49H240ZM256 49H255V46H249V47H247L246 49H245V52L246 53H252V52H254ZM79 51V54L81 53L82 54V50H81V52H80V50H78ZM78 51H77V53L76 54H78ZM127 51H129V50H127ZM140 51V50H139ZM45 52V51H44ZM50 52H48V53H50ZM75 52V51H74ZM115 52V51H114ZM129 52H131V49H130V51ZM128 52V53H129ZM146 52V51H145ZM183 52V51H182ZM47 53V54H48ZM105 53H107L106 55H105ZM133 53V52H132ZM137 53V52H136ZM140 53V52H139ZM179 53H181V51L179 52ZM46 54V53H45ZM53 54L51 55V58H52V56H53ZM55 54H54V56H55ZM73 54H75V53H73ZM73 54H72V56H73ZM88 54V52H84L83 54H82V56L83 57H85L86 55ZM93 55V54H92ZM101 55L103 56V55H105V57H106V60L104 59L105 57H101ZM176 55V54H175ZM39 56V57H38ZM53 56V57H54ZM94 56V55H93ZM93 56H89V57H93ZM98 56H100V57H98ZM119 56H120V54H119ZM129 57V55L127 54L126 55V57ZM136 56V55H135ZM48 57V56H47ZM69 57L71 58V56L69 55ZM77 57H81V55H77ZM143 57V56H142ZM43 58H45V57H43ZM51 58H49V59H51ZM54 58H56V57H54ZM99 58H102V59H99ZM108 58V59H107ZM138 58V57H137ZM152 58L154 59V56L152 55V53L148 50L147 51V53H146V55H145V57H144V60H148L149 61V59L150 60H152ZM59 59V58H58ZM61 59V58H60ZM66 59V58H65ZM68 59V58H67ZM79 59V58H78ZM78 59H76V61H78ZM80 59H82V58H80ZM89 59V58H88ZM90 59H92V58H90ZM127 59V58H126ZM4 62H3V61ZM53 60H55V59H53ZM52 60V61H53ZM72 60H74L73 58H72ZM71 60V61H72ZM116 60V62H117V64L115 63V65L116 66H114V65H112V64H114L113 62ZM42 61H44V60H42ZM60 61V60H59ZM58 61V63H60ZM87 61V60H86ZM124 61V60H123ZM127 61V60H126ZM56 62V61H55ZM55 62H53V63H55ZM91 62V61H90ZM110 62V63H109ZM144 62V61H143ZM22 63V64H21ZM53 63H51V65L53 64ZM62 63H63V61H62ZM66 63V62H65ZM74 63H75V60H74ZM88 63H89V60H88ZM109 63V64H108ZM134 63V62H133ZM139 63V62H138ZM146 63H148V62H146ZM157 63V62H156ZM255 63V62H254ZM32 64H34L33 62H32ZM142 64V62L140 63V65ZM150 64H152V63H150ZM161 64V63H160ZM55 65V64H54ZM61 65H63V64H61ZM75 65H76V63H75ZM83 65V64H82ZM82 65H80V67L82 66ZM86 65V64H85ZM138 65V64H137ZM158 65V64H157ZM245 65V64H244ZM249 65V64H248ZM33 66V65H32ZM70 66H71V64H70ZM79 66V65H78ZM78 66H77V68H78ZM84 66V65H83ZM82 66V67H83ZM88 66V65H87ZM134 66H135V64H134ZM91 67V66H90ZM149 67V69H151L152 70V72H154V74L156 73V67H153V66H148ZM86 68V67H85ZM84 68V69H85ZM94 68V67H93ZM192 68V67H191ZM243 68V67H242ZM72 69V68H71ZM159 69V68H158ZM31 70L33 71V69L31 68ZM89 70H91V68L90 69H88L87 71H89ZM222 71H225V70H223V69H221ZM242 70V69H241ZM243 70H244V68H243ZM92 71V70H91ZM247 71H248V67H247ZM34 72L32 73V74H34ZM61 72V73H60ZM78 72V71H77ZM244 72H245V70H244ZM58 73H60V74H58ZM76 73V72H75ZM74 73V74H75ZM249 73V72H248ZM250 76L249 77H253V76H255L256 78L258 77V75H259V73L258 74H256L257 73V71L255 70L254 72H251L250 71ZM35 74H34V76H35ZM81 74H82V72H81ZM153 74V75H154ZM240 74H242V73H240ZM244 74V73H243ZM242 74V75H243ZM30 75V74H29ZM58 75V76H57ZM238 75V74H237ZM236 75V76H237ZM41 76V75H40ZM47 76V75H46ZM50 77H51V74L49 75ZM80 76V75H79ZM165 76V75H164ZM224 76V75H223ZM225 76H226V74H225ZM240 76V75H239ZM42 77V76H41ZM40 77V78H41ZM48 77V76H47ZM46 77V78H47ZM242 77V76H241ZM244 77V76H243ZM29 78V77H28ZM38 78V77H37ZM40 78H38V79H40ZM238 78V77H237ZM240 78V77H239ZM21 79V78H20ZM42 79V78H41ZM43 79H45V78H43ZM48 79H50V78H48ZM59 79V78H58ZM236 79V78H235ZM157 80V79H156ZM163 80V79H162ZM223 80H225V79H223ZM234 80V79H233ZM232 80V81H233ZM237 80V79H236ZM242 80V79H241ZM263 81H264V79H262ZM18 81V80H17ZM26 81V80H25ZM37 81V80H36ZM239 82H240V80H238ZM19 82V81H18ZM23 82H24V80H23ZM27 82V81H26ZM26 82H25V87H24V89H25V93H27L26 91H28L29 89H30V87H27L28 85H32V84H27L26 85ZM30 82V81H29ZM46 82V81H45ZM51 82H53V81H51ZM75 82V83H76ZM157 81H155L154 80V78L153 77H151V76H149L148 78H146V80H144L143 82H142V87H140V89H138V92L140 91V90H144V91H146V87L147 86H149L150 84L153 86L155 83H156ZM250 82V81H249ZM253 82V80L251 79V84H253L252 83ZM262 82V81H261ZM98 83H96L97 85H98ZM9 84V83H8ZM34 84V83H33ZM232 84V83H231ZM250 84V86H251V88H252V85ZM12 85V84H11ZM35 86V89H36V91L38 92L40 89H39V84L37 85V82L34 84ZM45 85V84H44ZM43 85V86H44ZM70 85V84H69ZM72 85V84H71ZM232 85H234V84H232ZM239 85H240V83H239ZM238 85V86H239ZM245 85V84H244ZM248 85V84H247ZM7 86V85H6ZM21 86V85H20ZM41 86V85H40ZM103 86V85H102ZM101 86V87H102ZM106 86V85H105ZM152 86H150L149 88H151ZM201 85H199V87H200ZM217 86V85H216ZM237 86V87H238ZM241 86V85H240ZM9 87V86H8ZM23 87V86H22ZM33 87V86H32ZM45 87V86H44ZM68 87V86H67ZM71 87V90H72V86H70ZM90 87H92V86H90ZM155 86H153V88H154ZM202 87V86H201ZM242 87V86H241ZM246 87V86H245ZM261 87V86H260ZM58 88V87H57ZM153 88H151V89H153ZM211 88H213V87H211ZM210 88V89H211ZM225 88V87H224ZM228 88H229V86H228ZM232 88V87H231ZM256 88V87H255ZM3 89V90H2ZM24 89L22 88V93H23V91H24ZM32 89V88H31ZM207 89V88H206ZM205 89V90H206ZM225 89H227V88H225ZM67 90H68V88H67ZM91 90V89H90ZM106 90V89H105ZM190 90H193V89H190ZM197 90V89H196ZM202 90V89H201ZM252 89H250V91H251ZM10 91L11 92H16V89L15 88H12V89H10ZM18 91H20V90H18ZM52 91V90H51ZM63 91V90H62ZM73 91V90H72ZM86 91H88V90H86ZM85 91V92H86ZM92 91V90H91ZM194 91V90H193ZM192 91V92H193ZM211 91H212V89H211ZM243 91V90H242ZM250 91L248 90V92L250 93ZM8 92V91H7ZM21 92V91H20ZM85 92H83V93H85ZM90 92V91H89ZM109 92H111L110 90H109ZM147 92H148V90H147ZM195 92V91H194ZM197 92V91H196ZM200 92V91H199ZM239 92H241V91H239ZM257 92V91H256ZM255 92V93H256ZM262 92V91H261ZM4 93V92H3ZM21 93V94H22ZM29 93H30V91H29ZM65 93H68V92H65ZM82 93V94H83ZM149 93V92H148ZM202 93H203V91H202ZM220 93V92H219ZM237 93H238V91H237ZM242 93H244L245 94V91L244 92H242ZM20 94V95H21ZM150 94V93H149ZM149 94H147V95H149ZM153 94H155V93H153ZM177 94V93H176ZM188 94V93H187ZM186 94V95H187ZM194 94V93H193ZM192 94V95H193ZM211 94V93H210ZM209 94V95H210ZM222 94V93H221ZM226 94V93H225ZM253 94H254V92H253ZM12 95V94H11ZM18 95V96H17ZM27 95V94H26ZM44 95V94H43ZM48 95V94H47ZM52 95V94H51ZM68 96H69V94H67ZM66 95V96H67ZM81 95V94H80ZM140 95V94H139ZM185 95V96H186ZM252 95V94H251ZM263 95V94H262ZM28 96V95H27ZM26 96V97H27ZM54 96H55V94H54ZM53 96V97H54ZM62 96V95H61ZM60 96V97H61ZM77 95H75L74 97H76ZM142 96V95H141ZM154 96V95H153ZM158 96H159V94H158ZM180 96H182V95H180ZM184 96V97H185ZM194 96V95H193ZM204 96L205 95H203V94H201V95H197V99L199 100V101H201V100H205V98H204ZM222 96V95H221ZM257 96H259V94H257ZM261 96V95H260ZM259 96V97H260ZM14 97V102L17 104V106L18 107H22V105L21 106H19L18 104H21L20 102V99H19V94H16L15 96H13ZM25 97V96H24ZM48 97V96H47ZM63 97V96H62ZM151 97V96H150ZM157 97V96H156ZM190 97V96H189ZM192 97V96H191ZM216 97V96H215ZM241 97V96H240ZM249 97V96H248ZM22 98V97H21ZM134 99H135V97H133ZM149 98V97H148ZM179 98V97H178ZM182 98V97H181ZM208 98V97H207ZM214 98V97H213ZM217 98V97H216ZM221 98V97H220ZM238 97H236V98H234V99H237ZM242 98H246L247 99V97L246 96H243ZM241 98V99H242ZM251 98V97H250ZM49 99V98H48ZM56 99H57V97H56ZM62 99V98H61ZM65 99V98H64ZM99 99V98H98ZM142 99V98H141ZM141 99H140V101H141ZM144 99V98H143ZM158 99H159V97H158ZM192 99V98H191ZM219 99V98H218ZM252 99V98H251ZM264 99V98H263ZM12 101H13V99H11ZM51 100V99H50ZM49 100V101H50ZM60 100V98H58V101ZM63 100V99H62ZM61 100V101H62ZM132 100V99H131ZM130 100V101H131ZM146 100V99H145ZM173 100V99H172ZM172 100H171V103H172ZM180 100V99H179ZM262 100V99H261ZM11 101V102H12ZM51 101H54V99L53 100H51ZM50 101V102H51ZM150 101V100H149ZM148 101V102H149ZM154 101V100H153ZM209 101V100H208ZM208 101L205 103V105L203 106V110L205 109L209 114H210V116H211V118H213V119H215V124L214 123H211L210 125H208V126H206V127H204L203 129H201V131L202 132H204L206 135H211L210 137H209V141L211 142V144H210V150L208 151V155L209 156H211L212 155V151L217 147V145H216V140L215 139H218L219 137H221V136H224V137H226V138H228V140H227V142H226V144L228 145L227 146V148H226V151H228L229 150V148H230V140L231 139H233V142L236 144L235 146H234V148H233V154H232V156H231V158H230V161H229V163L228 164H226L225 165V167L222 165V164H220V163H218V165H216V166H213L209 161L207 162L206 161V159L204 160L205 161V163H203L200 167H197V166H195L196 164L194 163V165L192 166H189V169H187L184 165H183V163L185 162H183L181 165L180 164H174V166H172L171 168H168L166 171H165V176H164V172L161 170V169H158V170H161L160 172H161V174L163 175L162 177H161V180H163V181H165L166 183L168 182V184L169 183H173L174 185H175V187H176V189L178 190L179 189V185L180 184H182V185H184V186H187L186 184L187 183H193L192 181H194V183H195V187L193 188V190L194 191H197V190H199L202 194L204 193L206 196H207V200H206V202L208 203L207 205H206V207H204V209H206V213H207V215H204L205 216V218H204V222L202 223V225L201 226H199V227H209L208 229H209V232H208V238H209V240H208V242H207V245H208V248L207 247H205L206 248V252L204 253L205 255L200 259V261H196L194 264H213L214 263V259H215V257L216 256H218L219 254H221L222 255V253H225L227 250V247H226V245L228 244V243H231L232 244V239H233V237H234V235H235V233H236V231L238 230V228H240V227H242V226H245V225H247V223L249 222V220H251L252 218H254V216L256 215V213L260 210V208L264 205V176L262 175V173H260V170L258 171L256 168H257V166H261V169H262V167H264V128L261 130L259 127L261 126V125H263V122H264V105L262 104V110H258L257 111V109H255L257 112H253L252 110L250 111V112H252V114H246V112H245V114L246 115H243V116H241L242 117V120H240V118H239V116H238V114L236 113L237 111V107L238 106H240V105H242V101L240 102V100H236V101H233V99L230 97H226V95H225V97L221 100V101H219V103L217 102V103H215V102H212L211 104H209L208 103ZM244 101H246V100H244ZM84 102H85V104H84ZM95 102V101H94ZM132 102V101H131ZM134 102V101H133ZM143 102V101H142ZM147 102V101H146ZM175 102V101H174ZM250 102V101H249ZM248 102V103H249ZM34 104V101H29L28 102V105H30V104ZM56 103V102H55ZM81 103H83V104H81ZM170 103V104H171ZM179 103V102H178ZM177 103V104H178ZM202 103V102H201ZM8 105H9V107L11 106L10 105V102L9 103H7ZM12 104V103H11ZM23 104V103H22ZM26 104V103H25ZM130 104V103H129ZM128 104V105H129ZM145 104V103H144ZM167 104V103H166ZM202 104H204V103H202ZM251 104V103H250ZM74 105V104H73ZM136 105V104H135ZM134 105V106H135ZM140 106L142 105V104H139ZM149 105H150V103H149ZM186 105V104H185ZM189 105V104H188ZM249 105V104H248ZM16 106V107H17ZM46 106V105H45ZM49 106V105H48ZM68 106V105H67ZM168 106V105H167ZM242 106H244V105H242ZM252 106V105H251ZM255 106V105H254ZM15 107V108H16ZM47 107V106H46ZM45 107V108H46ZM111 107H110V109H111ZM147 107V106H146ZM172 107V106H171ZM181 107H183V105L181 106ZM241 107V106H240ZM258 107H259V104H258ZM258 107H256V108H258ZM43 108V107H42ZM127 108H128V106H127ZM126 107H125V110L127 109ZM134 108V107H133ZM151 108V107H150ZM164 108H165V106H164ZM168 108V107H167ZM167 108H165V109H167ZM170 108V107H169ZM180 108V107H179ZM242 108V107H241ZM13 108L12 107H10L9 109H7L6 110V112H4L3 113V111L0 113V119H2V120H0V124H3V123H12V122H14V121H19V120H21L20 118H21V116L22 115H19V113L17 112V114L16 113H14V114H11L12 112H11V110H12ZM23 110H25L24 108H22ZM39 109H40V107H39ZM112 109V111H114ZM116 109H118V107H116ZM122 109V108H121ZM141 109H142V106H141ZM174 109H175V107H174ZM174 109H172V110H174ZM222 109V110H221ZM223 109H225V111H223ZM5 110V109H4ZM15 110V109H14ZM19 110V109H18ZM48 110V109H47ZM137 110V109H136ZM140 110V109H139ZM159 110H161V108L159 109ZM159 110L158 109H156V110H153V112H150L149 113V117L148 118H150V121H151V123L152 122H155V120L153 119V117L157 114V113H159ZM176 110V109H175ZM179 110V109H178ZM244 110V109H243ZM42 111H43V109H42ZM117 111V110H116ZM124 111V110H123ZM134 111V110H133ZM152 111V110H151ZM162 111L164 112V109H162ZM170 111V110H169ZM202 110L201 109H198L197 110V113H196V116H195V118H197L198 120H200V122L201 123H205L206 122V120H207V117L205 116L206 114H207V112L206 113H202L201 112ZM247 111V110H246ZM11 112V113H10ZM20 112H21V110H20ZM239 112V111H238ZM241 112V111H240ZM38 113V112H37ZM120 113V112H119ZM118 113V114H119ZM144 114H145V112H143ZM162 113V112H161ZM161 113H159L160 115H161ZM165 113V112H164ZM163 113V114H164ZM175 113H176V111H175ZM174 113V114H175ZM191 113V112H190ZM242 113H243V111H242ZM21 114H23V113H21ZM108 114H109V112H108ZM113 114V113H112ZM111 114V115H112ZM158 114V115H159ZM170 114H172V113H170ZM173 114V115H174ZM181 114V113H180ZM244 114V113H243ZM114 115H116V114H114ZM139 115V114H138ZM148 115V114H147ZM157 115V116H158ZM179 115V114H178ZM237 117H236V116ZM64 116V117H63ZM117 116V115H116ZM170 116V115H169ZM168 116V117H169ZM181 116V115H180ZM109 117V116H108ZM111 117V116H110ZM123 117H124V115H123ZM130 117H132V116H130ZM174 117V116H173ZM173 117H172V119H173ZM176 117H177V114H176ZM186 117V116H185ZM188 118H194L193 117V115L192 114H189L188 116H187ZM29 118V117H28ZM90 118H92V117H90ZM143 118V117H142ZM155 118V117H154ZM161 118V117H160ZM175 118V117H174ZM178 118H179V116H178ZM187 118V119H188ZM239 118V119H238ZM243 118L245 119V120H243ZM93 119V118H92ZM92 119H90L91 121H92ZM112 119H114V117L112 118ZM117 119V118H116ZM133 119V118H132ZM138 119V118H137ZM141 119V118H140ZM87 120V119H86ZM110 120H111V118H110ZM149 120V119H148ZM162 120V119H161ZM166 120H168L167 118H166ZM174 120V119H173ZM239 120V121H238ZM91 121H90V123H91ZM114 121V120H113ZM135 121H138L139 122V119L138 120H135ZM158 121V120H157ZM160 121V120H159ZM183 121V120H182ZM229 121H231L233 124H231L232 126H231V128L229 127L228 129H226L225 131H223V130H220L221 129V127L220 126H223V125H225V124H227ZM238 121V122H237ZM82 122V121H81ZM87 122V121H86ZM85 121H84V124L86 123ZM141 122V121H140ZM148 122V121H147ZM169 122V121H168ZM178 122H181L180 120L178 121ZM33 123V122H32ZM88 123H89V121H88ZM111 123V122H110ZM161 123H163V122H161ZM182 123V122H181ZM30 124V123H29ZM134 124H136L135 122L133 123V125ZM155 124V123H154ZM154 124H152V125H150V126H153ZM186 124H187V121H186ZM185 124V125H186ZM189 124V123H188ZM5 125V124H4ZM55 125V124H54ZM96 125V124H95ZM145 128H146V126H147V124H146V126H145V124H142ZM184 125V126H185ZM32 126V125H31ZM84 126V125H83ZM104 126V125H103ZM137 125H135V127H136ZM141 126V125H140ZM139 126V127H140ZM181 126V125H180ZM183 126V125H182ZM195 126H199V122L197 123V122H195V125H194V127ZM227 126H228V124H227ZM230 126V125H229ZM77 127H79V126H77ZM87 127V126H86ZM89 127V126H88ZM91 127V126H90ZM123 127H125V126H123ZM135 127H133V128H135ZM165 127V126H164ZM164 127H161V128H155L154 129V131L153 132H149V133H144V136H147V138H149V139H147V140H145L144 138V136H143V133H142V136L141 135H139V136H141V137H143L142 139H144V140H141V137L140 138H138V140L136 139V143H138V145H139V147H144V146H146V145H152L153 147V149H152V152L154 153V155L156 156V154H159V151L161 150V152L162 153H164L165 152V149H163V147H172L173 146V144H166V143H169L168 141H169V138H168V140H165V137L162 135V137L160 138V133L162 132L161 130H162V128H164ZM177 127V126H176ZM220 127V128H219ZM64 128V127H63ZM108 128V127H107ZM144 128V129H145ZM180 127H177V131L179 132V129ZM182 128V127H181ZM223 128H226V127H223ZM110 129V128H109ZM129 129V128H128ZM147 129V128H146ZM161 129V130H160ZM166 129V128H165ZM217 129H219V130H217ZM106 130V129H105ZM139 130V129H138ZM142 130H143V128H142ZM141 130V131H142ZM164 130V129H163ZM168 130V129H167ZM183 130V129H182ZM180 131V134H182L183 135V132L184 131ZM84 131V130H83ZM90 131V130H89ZM107 131V130H106ZM117 131H118V129H117ZM121 131V130H120ZM125 131V130H124ZM129 131H131V130H129ZM129 131H128V133H129ZM136 131V130H135ZM78 132V131H77ZM76 132V133H77ZM127 132V131H126ZM138 132V131H137ZM171 132H172V130H171ZM174 132V131H173ZM85 133V132H84ZM110 133V132H109ZM112 133V132H111ZM117 133H119V132H117ZM131 133V132H130ZM170 133V132H169ZM211 133V134H210ZM87 134H88V132H87ZM90 134H91V131H90ZM120 134V133H119ZM118 134V135H119ZM124 134V133H123ZM123 134H121V135H123ZM163 134V133H162ZM179 134V133H178ZM199 134H201V132L199 133ZM203 134V133H202ZM52 135V134H51ZM168 135V134H167ZM166 135V136H167ZM172 135V134H171ZM107 136V135H106ZM112 136H113V134H112ZM181 136V135H180ZM195 136L196 137H199V135H197V134H195ZM53 137V136H52ZM133 137V136H132ZM164 137V138H163ZM168 137V136H167ZM174 137H175V135H174ZM183 137V139L185 138V140L187 141V140H189V138L191 137V134L189 133V132H187V134H186V137L183 135V136H181V138ZM204 137V136H203ZM213 137V138H212ZM49 138V137H48ZM113 138V137H112ZM200 138L201 139H203L201 136H200ZM206 138V137H205ZM26 139V138H25ZM78 139V138H77ZM80 139V138H79ZM175 139H176V137H175ZM199 139V138H198ZM11 140V139H10ZM24 140V139H23ZM22 140V141H23ZM108 140V139H107ZM158 140V141H157ZM174 140V139H173ZM205 140V139H204ZM203 140V141H204ZM213 140H215V142H213ZM218 140H220V139H218ZM17 141H19V140H17ZM35 141V140H34ZM110 141V140H109ZM131 141V140H130ZM201 141V140H200ZM2 143H3V141H1ZM15 142V141H14ZM20 143H21V141H19ZM113 142V141H112ZM110 143L111 145L113 144V143ZM193 142V143H192ZM192 142H189V143H185L186 145L185 146H183V145H180V143L181 142H179V140H178V142L176 141V145L177 146H173V148L174 147H176V154L177 155H175V156H172V158L173 159H175V161L177 160V162L179 163V161L181 160V159H184L185 160V155H186V153H187V150L190 152V154H191V152H192V155H197V157H199L200 155H199V153L200 152H203L202 150H198V149H200L201 147H199V144H198V142L196 141V140H192ZM232 142V141H231ZM133 143V145H134V142H132ZM22 144H26L25 142L24 143H22ZM99 144V143H98ZM127 144H128V142H127ZM161 144V145H160ZM193 144V145H192ZM203 144H204V142H203ZM206 144V143H205ZM223 144V143H222ZM14 145V144H13ZM12 145V146H13ZM16 145V144H15ZM125 145L126 144H124L123 146L125 147ZM132 145V144H131ZM130 145V146H131ZM132 145V146H133ZM137 145V144H136ZM138 145H137V149H138ZM165 145H167V146H165ZM174 145H175V142H174ZM11 146V147H12ZM122 146V145H121ZM120 146V147H121ZM216 146V147H215ZM13 147H15V146H13ZM134 148H135V150H136V147L135 146H133ZM202 147L203 148H205L203 145H202ZM134 148H132V152H134L133 151V149ZM206 148H208V147H206ZM8 149V148H7ZM111 149H112V147H111ZM125 149H127V148H125ZM129 149V148H128ZM169 149V148H168ZM193 149H194V151H193ZM232 149V148H231ZM6 150V149H5ZM11 150V149H10ZM29 150V149H28ZM108 150V149H107ZM106 150V151H107ZM120 150V149H119ZM148 150L150 151V148H148ZM204 150V149H203ZM100 151V150H99ZM111 151L112 150H110V153H111ZM117 151V150H116ZM123 151V150H122ZM130 151V150H129ZM137 151V150H136ZM135 151V152H136ZM170 151H171V148H170ZM170 151H168V154H169V152ZM14 152V151H13ZM12 152V153H13ZM118 152V151H117ZM134 152V154H137V153H135ZM148 152V151H147ZM151 151H150V153H152ZM194 152H196V153H194ZM205 152H207L206 150H205ZM204 152V153H205ZM220 152V150L219 149H217V153H219ZM57 153V152H56ZM77 153V152H76ZM92 153V152H91ZM119 153V152H118ZM121 153H123V152H121ZM119 154V155H122V154ZM172 153V152H171ZM226 153V152H225ZM231 153V152H230ZM59 154H60V152H59ZM105 154H106V152H105ZM108 154V153H107ZM115 154V153H114ZM124 154V153H123ZM129 154H130V152H129ZM132 154V153H131ZM134 154H133V156H134ZM205 154H207V153H205ZM3 155V154H2ZM52 155H54V154H52ZM144 155H145V153H144ZM148 155H150V154H148ZM160 155V154H159ZM162 155V154H161ZM167 155V154H166ZM204 155V154H203ZM244 155H251L252 156V159H250L251 161H250V163H248L247 165H243V160H242V157L241 156H244ZM63 156V155H62ZM105 157L107 156V155H104ZM112 156H113V154H112ZM111 156V157H112ZM115 156L116 157H118V154L116 155L115 154ZM123 156V155H122ZM138 156V155H137ZM143 156V155H142ZM154 156V157H155ZM169 156V155H168ZM208 156V157H209ZM3 157V156H2ZM110 157V158H111ZM114 157V156H113ZM121 157V156H120ZM160 157V156H159ZM179 157H182L180 160H178V158ZM189 157H191V156H189ZM80 158H82V157H80ZM104 158V157H103ZM119 158V157H118ZM132 158V157H131ZM149 158V157H148ZM147 157H146V159H148ZM156 158V157H155ZM167 158V157H166ZM192 158V157H191ZM195 158V157H194ZM11 159V158H10ZM106 159V158H105ZM123 159H124V157H123ZM145 159V158H144ZM170 159V158H169ZM200 158H198V160H199ZM228 159V158H227ZM239 159V160H238ZM82 160V159H81ZM118 160V159H117ZM122 160V158H120V162H123V160ZM126 160V159H125ZM161 160H163V159H161ZM187 160V159H186ZM191 160V159H190ZM195 160V159H194ZM197 160V161H198ZM41 161H42V159H41ZM74 161H75V159H74ZM95 161V160H94ZM98 161V160H97ZM97 161H96V163H97ZM105 161V160H104ZM103 161V162H104ZM112 161H113V158H112V160H111V163L110 164H112ZM116 161V160H115ZM140 161V160H139ZM166 161H167V159H166ZM245 161V160H244ZM23 164L22 163H19V166L20 167H22L23 165H25L26 167H27V165H26V162H25V159H23ZM39 162V161H38ZM68 162H72V161H68ZM91 162H93V161H87V163H90V166H91ZM99 162V161H98ZM129 162H131V161H129ZM190 162V161H189ZM246 162V161H245ZM99 163H101V161L99 162ZM161 163V162H160ZM173 163H175V162H173ZM197 163V162H196ZM224 163H225V161H224ZM61 164V163H60ZM65 164V163H64ZM107 164H109V162L107 163ZM117 164V163H116ZM115 164V165H116ZM121 164V163H120ZM242 164V165H241ZM39 165V164H38ZM81 165H83V164H81ZM114 165V166H115ZM144 165V164H143ZM159 165H162V164H159ZM236 165V167L238 168V170H240V169H243L244 167H247L246 169H249L250 170V173H249V171H247L245 174H246V176H242V179H240L239 178V176L236 178V176L238 175V174H235V173H233V166H235ZM241 165V166H240ZM77 166V165H76ZM94 166H95V164H94ZM93 166V167H94ZM97 166V165H96ZM104 166V165H103ZM106 166V165H105ZM110 166V165H109ZM112 166H113V164H112ZM111 166V167H112ZM70 167V166H69ZM99 167V166H98ZM107 167H108V165H107ZM106 167V168H107ZM111 167H109V168H111ZM34 168V167H33ZM63 168V167H62ZM90 168H92V167H90ZM101 168H103V167H101ZM101 168H99V169H101ZM116 168H117V165H116ZM115 168V169H116ZM35 169V168H34ZM33 169V170H34ZM74 169V168H73ZM114 169V168H113ZM114 169V170H115ZM125 169V168H124ZM200 169V170H199ZM39 170V169H38ZM72 170V169H71ZM71 170H69V171H71ZM107 170V169H106ZM131 170H132V168H131ZM7 171V170H6ZM98 171V170H97ZM96 171V172H97ZM134 171H136V170H134ZM57 172V171H56ZM72 172V171H71ZM78 172V171H77ZM90 173H92L91 171H89ZM111 172H112V170H111ZM110 172V173H111ZM115 172H116V170H115ZM142 172V171H141ZM262 172H264V170L262 171ZM10 173V172H9ZM74 173H76V171H74ZM87 173V172H86ZM86 173H85V176H87L86 175ZM118 173V172H117ZM133 173V172H132ZM180 173H181V179H180V184H179V179H176V175H180ZM51 174V173H50ZM55 174H57V173H54V175ZM70 174H72V173H70ZM80 174V173H79ZM93 174H95V173H93ZM128 174V173H127ZM230 174H232V175H234L235 174V178L236 179H230ZM39 175V174H38ZM42 175V174H41ZM46 175V174H45ZM48 175V174H47ZM92 175V174H91ZM114 175V174H113ZM133 175H135V173L133 174ZM191 175H193V177L191 176ZM30 176H32V175H30ZM33 176H35V175H33ZM32 176V177H33ZM40 176V175H39ZM43 176H44V174H43ZM49 176V175H48ZM48 176H46V177H48ZM51 176V175H50ZM52 176H53V174H52ZM51 176V177H52ZM78 176V177H77ZM76 177L77 178H79V175H77ZM94 176V175H93ZM96 176H99V174H98V172H97V175ZM128 176V175H127ZM135 176H137V174L135 175ZM134 176V177H135ZM190 176V177H189ZM32 177H30V178H32ZM45 177V176H44ZM53 177H55V176H53ZM75 177V178H76ZM89 177V176H88ZM91 177V176H90ZM129 177V176H128ZM146 177V176H145ZM8 178V177H7ZM34 178V177H33ZM72 178V177H71ZM73 178H74V174H73ZM72 178V179H73ZM98 179H99V177H97ZM97 178H95V179H97ZM102 178V177H101ZM115 178H118V176H115ZM124 178V177H123ZM9 179H11V178H9ZM24 179V178H23ZM37 179H38V177L36 178V181H37ZM45 179V178H44ZM43 179V180H44ZM55 179H57V178H55ZM63 179V178H62ZM66 179V178H65ZM91 179V178H90ZM95 179H94V181H95ZM104 179V178H103ZM120 179V178H119ZM134 179V178H133ZM138 179H140V178H138ZM144 179V178H143ZM13 179H11L10 181H12ZM34 180V179H33ZM51 180V179H50ZM49 180V181H50ZM58 180H59V178H58ZM76 180V179H75ZM86 180V179H85ZM128 180V179H127ZM132 180V179H131ZM178 180V183L176 182ZM235 180V181H234ZM1 181V180H0ZM10 181H7L8 183H10L11 184V182ZM52 181V180H51ZM50 181V182H51ZM56 181V180H55ZM62 181V180H61ZM61 181L59 182L60 184H61ZM63 181H65L64 179H63ZM67 181H69V180H67ZM71 181V180H70ZM90 181V180H89ZM88 181V182H89ZM93 181V182H94ZM98 181V180H97ZM107 181V180H106ZM117 181H119V180H117ZM121 181V180H120ZM119 181V182H120ZM241 181H243V182H241ZM2 182L4 183V181L2 180ZM14 182V181H13ZM12 182V183H13ZM41 182V181H40ZM45 182H46V180H45ZM72 182V181H71ZM100 182V181H99ZM108 182H109V180H108ZM131 182V181H130ZM149 182H150V180H149ZM162 182V181H161ZM176 182V183H175ZM235 182H237L238 183V187L235 185ZM1 183V182H0ZM2 183V184H3ZM32 183V182H31ZM42 183V185H43V181L41 182ZM73 183H74V181H73ZM76 183V182H75ZM97 183V182H96ZM96 183H94V184H96ZM121 183V182H120ZM6 184V183H5ZM14 184V183H13ZM32 184H34L33 186H35V183H32ZM71 184V183H70ZM132 184V183H131ZM143 184V183H142ZM142 184H141V186H142ZM154 184V183H153ZM1 185V184H0ZM7 185V184H6ZM15 185V184H14ZM45 185V184H44ZM83 185V184H82ZM128 185H130V184H128ZM133 185V184H132ZM165 185V184H164ZM8 187H9V185H7ZM7 186H6V188H7ZM18 186V185H17ZM38 186H40V185H38ZM72 186H73V184H72ZM71 186V187H72ZM98 186V185H97ZM151 186V185H150ZM154 186V185H153ZM159 186V185H158ZM163 186V185H162ZM183 186V187H184ZM192 186V185H191ZM235 186H236V188H235ZM1 187H3V186H1ZM14 187V186H13ZM16 187V186H15ZM24 187V186H23ZM26 187V186H25ZM30 187V186H29ZM88 187V186H87ZM161 187V186H160ZM181 187V186H180ZM240 187V188H239ZM5 188V187H4ZM3 188V189H4ZM5 188V189H6ZM10 188H11V186H10ZM18 188V187H17ZM17 188H15V190L17 189ZM22 188V187H21ZM27 188V187H26ZM32 188V187H31ZM44 188V187H43ZM89 188V187H88ZM147 188V187H146ZM151 188V187H150ZM19 189V188H18ZM30 189V188H29ZM39 189V188H38ZM143 188H141V190H142ZM144 189H145V187H144ZM160 189V188H159ZM181 189V188H180ZM241 189V190H240ZM1 190V189H0ZM9 190V189H8ZM21 190V189H20ZM26 190V189H25ZM24 190V191H25ZM42 190V189H41ZM44 190V189H43ZM79 190V189H78ZM90 190V189H89ZM173 190V189H172ZM239 190H240V192H239ZM32 191V190H31ZM39 191V190H38ZM74 191V190H73ZM175 191V190H174ZM22 192V191H21ZM34 192H35V190H34ZM37 192V191H36ZM41 192V191H40ZM75 192V191H74ZM88 192V191H87ZM167 192V191H166ZM168 192H169V190H168ZM188 192V191H187ZM190 192V191H189ZM193 191H191V193H192ZM9 193V192H8ZM13 193V192H12ZM30 193V192H29ZM47 193V192H46ZM134 193H135V191H134ZM137 193V192H136ZM152 193V192H151ZM156 193H157V191H156ZM16 194V193H15ZM18 195L20 194V192H18L17 193ZM25 194H27V193H25ZM24 194V195H25ZM37 194V193H36ZM39 194V193H38ZM41 194V193H40ZM88 194V193H87ZM133 194V193H132ZM150 194V193H149ZM155 195V194H154ZM160 195H161V193H160ZM13 196H15L14 194H13ZM20 196V195H19ZM158 196V195H157ZM175 196V195H174ZM180 196V193H178L177 194V197H179ZM188 196V195H187ZM37 197V196H36ZM153 197V196H152ZM159 197V196H158ZM13 198V197H12ZM82 198V197H81ZM16 199V198H15ZM18 199V198H17ZM30 199V198H29ZM33 199V198H32ZM37 199V198H36ZM123 199H124V197H123ZM152 199H154V198H152ZM151 199V200H152ZM174 199V198H173ZM172 199V200H173ZM84 200V199H83ZM91 200V199H90ZM90 200H88V201H90ZM155 200V199H154ZM182 200V199H181ZM189 200V199H188ZM18 201H20V200H18ZM17 201V202H18ZM26 201H29L28 199L26 200ZM40 201V200H39ZM45 201V200H44ZM88 201H84L85 203L86 202H88ZM148 201H150V200H148ZM191 201V200H190ZM78 202V201H77ZM84 202H82L83 204H84ZM143 202V201H142ZM172 202H174V204H176L177 203V199H176V201H172ZM176 202V203H175ZM0 203H1V201H0ZM20 203H21V201H20ZM24 203V202H23ZM28 202H26V204H27ZM36 203V202H35ZM90 203V202H89ZM165 203V202H164ZM171 203V202H170ZM169 203V204H170ZM10 204V203H9ZM142 204H144V203H142ZM166 204V203H165ZM165 204H163L162 203V205H165ZM173 204V203H172ZM183 204H184V202H183ZM182 204V205H183ZM68 205V204H67ZM80 205H82V204H80ZM147 205V204H146ZM151 205V204H150ZM181 205V206H182ZM185 205V204H184ZM132 206V205H131ZM139 206H140V204H139ZM165 206H167V205H165ZM173 206V205H172ZM176 206V205H175ZM174 206V207H175ZM56 207V206H55ZM164 207V206H163ZM167 207H169V206H167ZM194 207V206H193ZM26 208V207H25ZM147 208H148V205H147ZM176 208V207H175ZM184 208V207H183ZM188 208V207H187ZM195 208V207H194ZM24 209V208H23ZM29 209H30V206H29ZM28 209V210H29ZM34 209V208H33ZM37 209V208H36ZM39 209V208H38ZM43 209V208H42ZM86 209V208H85ZM142 209V208H141ZM140 209V210H141ZM160 209H161V207H160ZM165 209V208H164ZM167 209V208H166ZM165 209V210H166ZM189 209V208H188ZM203 209V210H204ZM25 210H27V209H25ZM51 210V209H50ZM74 210V209H73ZM116 210V209H115ZM144 210V209H143ZM153 210V209H152ZM169 210V209H168ZM35 211V210H34ZM39 211V210H38ZM76 211V210H75ZM82 211V210H81ZM131 212H133V209L132 210H130ZM160 211V210H159ZM161 211H162V209H161ZM160 211V212H161ZM180 211H181V209L179 210V214H181L180 213ZM192 211V210H191ZM43 212V211H42ZM54 212V211H53ZM104 212V211H103ZM116 212V211H115ZM138 212H141V211H138ZM147 212V211H146ZM153 212V211H152ZM168 212V211H167ZM183 212V211H182ZM7 213V212H6ZM28 213H30V212H28ZM68 213V212H67ZM165 213H166V211H165ZM174 213H176V212H174ZM183 213H186V211L185 212H183ZM200 213H201V211H200ZM205 213V212H204ZM113 214V213H112ZM140 214V213H139ZM143 214H144V212H143ZM157 214V213H156ZM164 214V213H163ZM178 214V215H179ZM30 215V214H29ZM40 215V214H39ZM47 215V214H46ZM155 215V214H154ZM158 215V214H157ZM156 215V216H157ZM168 215V214H167ZM177 215V216H178ZM181 215H186V214H181ZM181 215H179V216H181ZM203 215V214H202ZM61 216V215H60ZM104 216V215H103ZM138 216H140L141 217V215H138ZM155 216V217H156ZM176 216V215H175ZM10 217V216H9ZM36 217H37V215H36ZM95 217V216H94ZM99 217H101V216H99ZM114 217H116V215L114 216ZM147 217V216H146ZM168 217H171L172 218V216L171 215H168ZM11 218V217H10ZM23 218V217H22ZM56 218V217H55ZM103 218V217H102ZM137 218V217H136ZM156 218H158V217H156ZM155 218V219H156ZM167 218V217H166ZM3 219V218H2ZM14 219H15V217H14ZM154 219V220H155ZM160 219H162V217L160 218ZM179 219V218H178ZM22 220V219H21ZM20 220V221H21ZM25 220V219H24ZM45 220V219H44ZM97 220V219H96ZM153 220V221H154ZM164 220H165V218H164ZM164 220H162V221H164ZM183 221H184V219H182ZM31 221H32V219H31ZM35 221V220H34ZM55 221V220H54ZM91 221H92V219H91ZM94 221V220H93ZM107 221V220H106ZM156 221V220H155ZM19 222V221H18ZM37 222H39V221H37ZM60 222V221H59ZM90 222V221H89ZM158 222V221H157ZM167 222H169V221H167ZM166 222V223H167ZM174 222V221H173ZM176 222H178V221H176ZM80 223V222H79ZM85 223V222H84ZM159 223V222H158ZM263 223V222H262ZM5 224V223H4ZM23 224H25V223H22V225ZM36 224V223H35ZM38 224V223H37ZM86 224V223H85ZM89 224V223H88ZM160 224V223H159ZM163 224V223H162ZM258 224H260V223H258ZM73 225V224H72ZM188 225V226H187ZM252 225V224H251ZM2 226H4V225H2ZM29 226V225H28ZM70 226V225H69ZM101 226V225H100ZM183 226V225H182ZM253 226V225H252ZM41 227V226H40ZM39 227V228H40ZM78 227V226H77ZM80 227V226H79ZM89 227V226H88ZM104 227V226H103ZM176 227L177 228H179V227H181V226H177L176 225ZM196 227H198V225H197V223H195V222H193V223H190V224H188V222L185 224V228H184V230H187V229H190L189 230V232L190 231H192L191 233H193V231H195L197 228ZM20 228V227H19ZM21 228H22V230H23V227L21 226ZM20 228V229H21ZM33 229L35 228V227H32ZM166 228H169V227H166ZM246 228H248V226L246 227ZM29 229H31V228H29ZM58 229V228H57ZM56 229V230H57ZM71 229V228H70ZM132 229H133V225H132V223H126V224H123V227H121L120 229H119V231H118V233L120 234V235H126L127 233H130L131 231H132ZM156 229V228H155ZM101 230V229H100ZM250 230V229H249ZM248 230V231H249ZM19 231V230H18ZM27 231V230H26ZM33 231H35V230H33ZM37 231H38V229H37ZM54 231V230H53ZM53 231H52V233H53ZM59 231V230H58ZM157 231V230H156ZM250 231H252V230H250ZM1 232V231H0ZM21 232V231H20ZM31 232V231H30ZM46 232V231H45ZM48 232V231H47ZM50 232V231H49ZM48 232V233H49ZM56 232V234H57V231H55ZM60 232H61V230H60ZM72 232V231H71ZM182 232H185V231H182ZM74 233V232H73ZM76 233V232H75ZM98 233V232H97ZM178 233V232H177ZM191 233H189V235L185 232V235H186V237L184 236L183 238H181L182 239V241H183V243H181V241H180V243H181V246H178V247H176V249H175V251L177 252V254H178V256H181V254H186V253H188V250H187V245H188V240L187 239H185V238H188L189 236H190V234ZM248 233V232H247ZM6 234V233H5ZM28 234V233H27ZM27 234H26V236H27ZM34 234V233H33ZM39 234V233H38ZM69 234V233H68ZM179 234V233H178ZM245 234V233H244ZM251 234V233H250ZM7 235H9V234H7ZM14 235V234H13ZM22 235V234H21ZM29 236H30V234H28ZM52 235V234H51ZM54 235H55V233H54ZM151 235V234H150ZM157 234H155V236H156ZM249 235V234H248ZM253 235V234H252ZM251 235V236H252ZM4 236V235H3ZM33 237L35 236V235H32ZM39 236H42V235H39ZM38 236V237H39ZM46 236V235H45ZM102 236V235H101ZM175 236V235H174ZM174 236H173V238H174ZM238 236V235H237ZM259 236V235H258ZM10 237V236H9ZM23 237V236H22ZM54 237V236H53ZM83 237V236H82ZM246 237V236H245ZM255 237V236H254ZM8 238V237H7ZM14 238V237H13ZM16 238V237H15ZM29 238V237H28ZM31 238V237H30ZM29 238V239H30ZM36 238V237H35ZM50 238V237H49ZM95 238V237H94ZM119 238V237H118ZM190 238V237H189ZM260 238H261V235H260ZM11 239V238H10ZM48 239V238H47ZM46 239V240H47ZM55 239V238H54ZM76 239V238H75ZM146 239V238H145ZM149 239V238H148ZM184 239V240H183ZM255 239V238H254ZM257 239H259V238H257ZM257 239H255V240H257ZM8 240V239H7ZM23 240V239H22ZM39 239H36V242L38 241ZM45 240V241H46ZM56 240H57V238H56ZM95 240V239H94ZM115 240V239H114ZM121 240V239H120ZM127 240V239H126ZM126 240L124 241L123 240V242L124 243H127L126 242ZM190 240V239H189ZM6 241V240H5ZM21 241V240H20ZM128 241V240H127ZM14 242V241H13ZM40 242V241H39ZM39 242H37V244L39 243ZM50 242V241H49ZM102 242V241H101ZM113 242V241H112ZM112 242H110V243H112ZM129 242H132V241H129ZM6 243H8V241L6 242ZM28 245H32L31 244V242H30V244L28 243V242H26ZM57 243V242H56ZM99 243H100V241H99ZM98 243V244H99ZM120 243V242H119ZM118 243V244H119ZM153 243V242H152ZM2 244V243H1ZM1 244H0V247H1ZM25 244V243H24ZM45 244V243H44ZM115 244H117V243H115ZM154 244V243H153ZM179 244V243H178ZM183 244V245H182ZM190 244H191V242H190ZM43 245V244H42ZM59 245H61V244H59ZM90 245V244H89ZM109 245H111V244H109ZM155 245V244H154ZM192 245V244H191ZM233 245V244H232ZM6 246V245H5ZM4 246V247H5ZM9 246H10V244H9ZM12 246V245H11ZM20 246V245H19ZM44 246V245H43ZM42 246V247H43ZM47 246H48V244H47ZM83 246V245H82ZM88 246V245H87ZM91 246V245H90ZM17 247V246H16ZM21 247V246H20ZM19 247V248H20ZM45 247H46V245H45ZM61 247V246H60ZM116 247V246H115ZM154 247V246H153ZM190 247V246H189ZM250 247V246H249ZM248 246H247V248H249ZM255 247V246H254ZM28 248V247H27ZM29 248H30V246H29ZM31 248H33L32 246H31ZM44 248V247H43ZM62 248V247H61ZM87 247H85L84 249H86ZM121 248V247H120ZM124 248V247H123ZM127 248V247H126ZM126 248H124V249H126ZM1 249H3V248H1ZM9 249H11L10 247H9ZM35 249H36V246H35ZM60 249V248H59ZM83 249V250H84ZM232 249H234V248H232ZM31 250H33V249H31ZM41 250V249H40ZM47 250V249H46ZM51 250V249H50ZM57 250V249H56ZM70 250V249H69ZM73 250V249H72ZM171 250H173V249H171ZM249 250H251L250 248H249ZM3 251V250H2ZM10 251H12V250H10ZM36 251V250H35ZM85 251V250H84ZM174 251V252H175ZM242 251V250H241ZM15 252V251H14ZM50 252V251H49ZM58 252V251H57ZM67 252H68V250H67ZM173 252V251H172ZM243 252H244V250H243ZM2 253V252H1ZM24 253V252H23ZM27 253V252H26ZM54 253V252H53ZM227 253L228 254H230L228 251H227ZM174 254V253H173ZM198 254V253H197ZM227 254V255H228ZM20 255H22L21 253H20ZM54 255H55V253L52 255L53 257H54ZM171 255V256H170ZM169 255V257L167 258L168 260V262L169 263H172V264H185V263H181L180 261L181 260H183V259H179V258H177V257H175V256H173L172 255V253ZM226 255V254H225ZM51 256V257H52ZM81 256H83V255H80V257ZM77 257V256H76ZM75 257V260H78L77 258ZM187 257V256H186ZM232 257V256H231ZM17 258V257H16ZM23 258V257H22ZM26 258V257H25ZM217 258V257H216ZM6 259V258H5ZM103 260H105L104 258H102ZM9 260V259H8ZM109 260V259H108ZM218 260H220L219 258H218ZM1 261V260H0ZM10 261V260H9ZM24 262V261H23ZM28 262V261H27ZM30 262V261H29ZM37 262V261H36ZM35 262V263H36ZM67 262V261H66ZM71 262V261H70ZM87 262L88 261H86V264H87ZM91 262V261H90ZM191 262V261H190ZM221 262V261H220ZM219 262V263H220ZM22 263V262H21ZM25 263V262H24ZM39 263V262H38ZM161 263V262H160ZM163 263V262H162ZM12 264V263H11ZM83 264H85V263H83ZM189 264V263H188ZM215 264V263H214ZM218 264V263H217Z\"/></svg>",
	"mask_w": 264,
	"mask_h": 264
}]
</instances>
